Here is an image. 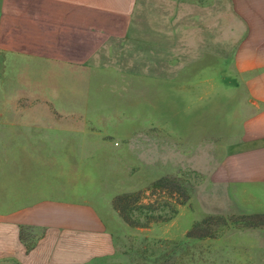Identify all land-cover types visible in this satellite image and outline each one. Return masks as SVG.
<instances>
[{
	"label": "rangeland",
	"instance_id": "obj_1",
	"mask_svg": "<svg viewBox=\"0 0 264 264\" xmlns=\"http://www.w3.org/2000/svg\"><path fill=\"white\" fill-rule=\"evenodd\" d=\"M193 1L192 13L156 4L143 14L155 35L168 36L160 49L150 45L142 55L135 29L133 43L122 44L126 54L132 49L127 59L119 49V61H94L70 76L63 71L53 93L24 86L23 108L7 111L22 116L24 137L33 135L37 155L22 160L38 178L39 199L94 207L110 234L111 253L87 264H264V225L252 217L264 214L213 175L222 138L238 125L239 96L228 91L240 83L237 30L224 29L222 12L207 0ZM180 15L187 16L183 28ZM181 35L197 41L192 52ZM181 95L190 100L176 104ZM163 178L181 191L153 187ZM123 194L133 204L121 215L113 201ZM201 222L213 238H187Z\"/></svg>",
	"mask_w": 264,
	"mask_h": 264
},
{
	"label": "crops",
	"instance_id": "obj_2",
	"mask_svg": "<svg viewBox=\"0 0 264 264\" xmlns=\"http://www.w3.org/2000/svg\"><path fill=\"white\" fill-rule=\"evenodd\" d=\"M194 2L0 0V261L87 264L109 255L112 249L110 234L94 207L39 199V185L34 184L38 178L22 160L37 155L35 152L32 155L36 150L30 140L33 135L25 138L19 131L24 122L22 116L7 117L8 110L23 108L24 86L30 92L53 93L55 86H61L56 84V78L63 71L70 76L72 71L85 70L94 61H99V65L104 59L119 61L120 50L124 51L122 44L133 43L129 38L135 29L138 33L133 40L142 46V52L138 50L142 55L150 52V45L160 49L169 41L168 36L155 35V26L143 14H148L156 4L159 11L171 9L184 14L189 9L192 13L196 10ZM207 3L222 12L224 29L237 30L233 39L238 44L240 82L228 90L239 96V110L233 114L238 125L232 135L223 136L226 143L213 175L220 184L239 189L245 200L254 205L250 208L264 214V200L256 197L259 190L264 193V0H207ZM186 18L180 15V28ZM180 38V44L190 52L198 44L192 37ZM227 38L229 45L231 37ZM131 50L123 52L125 59ZM104 52L107 54L103 55ZM190 97L181 95L176 104L187 102ZM51 106L59 105L51 103ZM186 112L181 109L182 116ZM226 116L224 113L223 117ZM187 118L186 121L192 122L193 118ZM8 124L15 125L9 132L5 128ZM252 193L255 202L251 201Z\"/></svg>",
	"mask_w": 264,
	"mask_h": 264
},
{
	"label": "trees",
	"instance_id": "obj_3",
	"mask_svg": "<svg viewBox=\"0 0 264 264\" xmlns=\"http://www.w3.org/2000/svg\"><path fill=\"white\" fill-rule=\"evenodd\" d=\"M153 187L161 189V190H169L171 193L172 192L177 193V192L181 191V190H179V188L177 186H174L173 183L167 182V180L165 178L157 180L153 184ZM131 198H132V196L126 195V194L120 195L119 197L117 196V198H115V200L113 201L114 208L116 210H118L121 213V215H124L128 211H131L130 205L133 204L132 202H130ZM181 204H184V202H182ZM139 209H141V208H138V210ZM252 217L254 220L255 219L261 220V225H264V215H262V216L254 215ZM126 221H128V220H126ZM206 222L194 224L192 229L188 231L186 237L190 238V239L213 238V236L206 234L204 232V229L202 228V226H204L206 224ZM257 224H259V223H257ZM252 225H254V224H252Z\"/></svg>",
	"mask_w": 264,
	"mask_h": 264
}]
</instances>
